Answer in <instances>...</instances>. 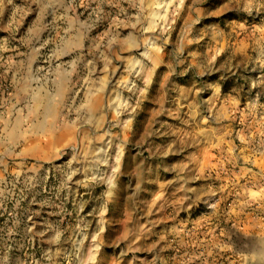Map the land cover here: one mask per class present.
Instances as JSON below:
<instances>
[{
  "label": "clouds",
  "instance_id": "clouds-1",
  "mask_svg": "<svg viewBox=\"0 0 264 264\" xmlns=\"http://www.w3.org/2000/svg\"><path fill=\"white\" fill-rule=\"evenodd\" d=\"M95 2L97 8L87 20L80 21L69 15L79 6L77 0H33L37 23L23 31L11 26L7 35H0V209L7 211L9 203L13 208L11 226L6 222V228H0V264H104L111 206L124 195L121 160L127 145L121 141L115 157L109 155V148L93 145L102 143L100 136L111 135L102 131L105 124L112 126L115 122L130 131L134 112L126 100L118 105L105 101L109 69L115 70L113 61L117 59L124 63L128 76L142 81V94L151 89L154 77L164 69L176 90L190 98L183 106L187 111L178 108L174 118L191 131L184 135L182 130H174L177 139L170 140L160 153L166 160L164 171L175 176L160 180L157 165V178L149 179L154 170L141 162L134 173L136 199L144 202L143 196L150 194L145 185L155 184L158 197L152 200V206L160 202L162 207H171L177 217L191 218L196 211L200 217L223 218L227 223L220 250L237 257L240 264H264V224L246 230L235 211L264 209V0H191L181 42L174 47L171 34L187 0ZM105 3L118 9L115 16L102 12L100 5ZM124 4L135 11L129 14ZM4 5L5 0H0V11ZM109 16L110 30L94 42L91 29ZM122 28L130 31L124 35ZM85 41L91 44L93 60L85 59ZM50 44L55 47L48 48ZM42 49L49 54H42ZM166 49L171 57L167 64L162 59ZM132 51H138L139 56L123 55ZM240 54L244 59L237 60ZM65 56L71 58L63 59ZM96 61L104 64L103 75L93 78ZM242 74L246 98L232 94V85ZM78 84L86 95H79ZM114 91L119 96L118 89ZM109 112L113 113L112 120L108 119ZM124 114L129 118L121 120ZM233 118L240 122L239 127L224 133L226 123ZM42 138L60 144L55 155L25 160L26 155L40 151ZM226 143L227 148L221 149ZM178 144L189 148L184 162H179L182 153ZM210 148L222 150L216 172L228 176L227 184L219 188L211 186L214 180L198 186V177L202 176L199 153ZM17 160L20 171L9 174L10 163ZM241 160L238 172L226 167L232 164L235 169ZM33 163L35 169L27 167ZM53 168L59 172L56 199L66 193L59 204L36 199L42 195L40 188L48 183ZM257 176L261 179L249 180ZM241 180L246 182L241 184ZM100 187L103 191L98 197L96 227L89 235L91 224L81 214L82 198L73 202L72 211L64 205L74 192L78 195L81 189L91 192ZM229 190L235 191L236 199L231 206L223 207L219 196ZM37 203L43 209H53L39 228L25 207ZM73 213L74 222L67 226L64 219L56 218ZM147 231V225L135 229L126 226L117 246L130 237H134L133 244L138 243ZM169 232L183 243L191 230L180 224L161 228L159 240L150 248L148 264H167L164 245ZM38 243L39 252L35 251ZM27 248L33 249L31 254H25ZM173 259L179 264H206L207 248L186 250Z\"/></svg>",
  "mask_w": 264,
  "mask_h": 264
},
{
  "label": "rangeland",
  "instance_id": "rangeland-1",
  "mask_svg": "<svg viewBox=\"0 0 264 264\" xmlns=\"http://www.w3.org/2000/svg\"><path fill=\"white\" fill-rule=\"evenodd\" d=\"M77 5L74 12H70L69 15L76 16L80 21L87 20L89 13L97 8L95 0H84L81 4V0H77ZM84 5H87L85 7ZM188 5H191V0H187L184 10L180 14V18L177 21L178 26L175 27L171 34V43L174 46L179 45L181 42V31L184 27V21L188 19L190 12ZM102 12L105 14H111L115 16L118 9L108 4L100 5ZM128 9L129 14L134 12V9L128 8L127 4L123 5ZM111 16L98 23L91 29V35L94 38V42H99L104 34L110 30ZM123 18V17H121ZM37 23V9L33 0H12L11 4L5 0L3 10L0 11V35H7L8 28L15 26L18 30L23 31L25 27L31 26ZM66 26V25H64ZM121 33L126 35L130 29L122 28ZM240 39H244L240 37ZM54 45H48V48H54ZM91 44L85 41V59L86 61L93 60V54L90 51ZM24 51L23 48L20 49ZM42 54L48 55L47 49L41 50ZM251 55L252 53H246ZM99 55V53H96ZM125 56L136 57L139 56L138 51H132L130 53H123ZM71 57L65 56L63 59H69ZM165 64L171 59L166 49L165 55L162 57ZM244 59V55L237 56V60ZM113 65L115 70L109 69V83L107 85V94L105 97L106 103H115L118 105L124 100L134 108L132 113V129L130 131L123 130L115 122L112 126L108 124L104 125L102 131H109L111 135H103L99 137L102 141L100 144H94L93 146L107 147L109 148V155L115 157L117 147L121 141H126L125 155L121 160V167L123 172L122 188L124 195L121 201L111 206V226L105 236V256L104 264H148L151 260L152 252L151 246L159 240V233L161 228L169 229L174 224H180L186 229H190V237H185L183 243H181L171 232L168 235V241L164 245L166 248L165 259L167 264H179L178 260H174L173 257L183 256L186 250L204 246L207 248L208 259L206 264H240L237 257L229 252L221 251L220 244L224 237V225L227 223L223 218L207 216L200 217L199 213L194 211L189 218L187 215H181L177 217L171 207H162L158 202L155 206H152V200L157 199L158 189L155 184H146L150 194L143 196V201L140 202L136 199V179L134 173L137 171V166L144 162L145 168L151 166L153 168V175L149 179L155 180L156 166L159 165V179L164 180L167 177H174L175 173H167L164 171L166 160L161 157L160 153L169 143L170 140H176L177 136L174 135V130L177 128L183 131L184 135H187L191 129L186 124H178V121L174 118V113L178 108L183 112L187 111L184 105L189 103L190 98L186 99L182 95L181 91L176 90L174 84L169 81L166 75V71L161 69L154 77V83L151 89L142 94L139 89H143L144 85L142 81L135 77L128 76L125 70V65L120 60H114ZM104 64L100 61H96V67L94 69L95 76L93 78L103 75ZM85 75L87 73L85 72ZM184 83H187L186 81ZM198 86H202L200 82H197ZM246 79L242 74L241 78L234 84L233 95H239L241 97H247V89L245 87ZM118 89L119 96L116 91ZM77 90L80 96L86 95V90L81 89L80 85H77ZM11 89H9V92ZM108 94L111 95V99H108ZM8 95V93H4ZM113 113H108V119L112 120ZM128 115L124 114L120 117L121 120L128 119ZM187 119V117H185ZM240 122L233 118V121L226 123L224 133H232L233 130L239 127ZM64 137H61V142ZM227 141L228 137L225 136ZM181 149L182 155L179 157V162H184L188 156L189 148L187 144L177 145ZM40 151L35 154L26 155L25 160H43L48 159L55 155V152L60 147L55 139H41L38 143ZM227 143L221 146V149H226ZM218 148H210L207 151L199 153L200 172L202 176L198 177V186L206 185L207 181L214 180V185L219 188L222 184H227L228 176L218 174L216 169L219 167V162L222 159V150ZM112 161H110L111 163ZM20 161L10 163L8 173H17L20 171L18 165ZM243 165V160L239 162V165L233 169L232 164H227L226 167L236 172L239 171V166ZM30 169H35V164L27 165ZM264 167V165H262ZM2 170V169H0ZM259 171V169H254ZM31 174V173H29ZM11 178V176H9ZM259 176L249 177V180H260ZM245 180H241L240 183H245ZM59 185V172L55 168L51 170V176L46 185H42L40 192L42 195L36 197L37 200H55L57 204L61 200H64L66 193H60V199H56L55 189ZM103 191V187L87 192L81 189L77 195L75 192L68 197L65 207L72 211L73 202H79L82 198L84 202V209L81 213L87 217L91 224L89 229V235L96 227L95 214L99 209L100 200L98 199L100 192ZM203 195V193H202ZM222 201L223 207H229L236 199L235 191H227L219 196ZM25 207L29 208L32 214L33 221L39 228L44 218H47L48 211L53 209H43L37 203L35 205L25 204ZM237 215L236 219L241 222L245 229H250L258 224H264V209L257 211L254 209H245L240 211L235 210ZM13 212L12 205H7V211L0 209V228H6V222L8 226H11L10 214ZM73 216L68 217H56L57 219H64L65 226L68 223L74 222ZM139 225H147L148 231L141 234V239L138 243L133 244L130 237L128 241L120 242L117 246L119 237L123 234L125 227L135 229ZM39 243L36 246L35 251L39 252ZM87 247V242H85ZM33 249H25V254H31Z\"/></svg>",
  "mask_w": 264,
  "mask_h": 264
}]
</instances>
